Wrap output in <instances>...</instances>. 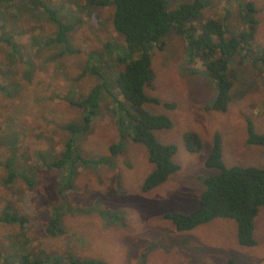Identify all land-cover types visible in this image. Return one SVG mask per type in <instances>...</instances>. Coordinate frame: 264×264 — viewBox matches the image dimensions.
I'll use <instances>...</instances> for the list:
<instances>
[{
  "label": "rangeland",
  "instance_id": "1",
  "mask_svg": "<svg viewBox=\"0 0 264 264\" xmlns=\"http://www.w3.org/2000/svg\"><path fill=\"white\" fill-rule=\"evenodd\" d=\"M46 1L62 22L74 24L68 42H48L57 26L45 14L28 11L20 0H3L0 5V17L6 15L0 19L4 36L0 38V214L10 210L27 218L24 225L0 221V264L4 258L5 264H18L23 253L38 250L45 252L46 264H75L72 257L77 264H92L85 262L88 259L107 264H225L229 259L236 264H264V206L254 222L256 244L250 247L238 243L231 218L216 217L177 230L164 217L172 210L189 213L198 206L204 189L200 177L213 173L204 162L216 132L225 165L264 167V146L246 143L247 121L256 132H264V75L252 63L255 53L264 52V0H254L257 30L248 59L237 57L231 66L234 83L224 112L206 108L216 89L201 72L200 59L192 64L198 72L189 71L183 37L172 33L152 49L155 82L146 91L161 103H147L144 108L170 118L171 127L154 130V135L159 142L176 146L173 160L180 169L147 191L143 183L154 166L142 143L125 140L124 151L107 159L119 130L116 110L105 95L90 129L74 138L73 147L86 159L74 158L75 163L57 169L42 165L61 157L70 137L63 124L83 118L85 112L66 100L80 98L98 82L95 75L83 73L88 55H95L91 66L113 79L119 67L114 61L110 65L114 53L107 52L104 43L114 41L117 49L125 43L114 29L111 5ZM189 1L170 0L171 6ZM245 1L206 0V8L192 21L195 32L209 18L239 32L245 27L241 18ZM10 37L14 43L4 41ZM68 45L76 53H68ZM62 49L65 52L58 57ZM106 60L109 66L103 69ZM129 128L125 119L122 129ZM191 131L201 138L198 152L188 151L184 144V134ZM9 154L17 158V176L5 184L7 173L1 163ZM73 165L75 171L66 181ZM54 215L62 219L64 232L51 237L45 225Z\"/></svg>",
  "mask_w": 264,
  "mask_h": 264
},
{
  "label": "trees",
  "instance_id": "2",
  "mask_svg": "<svg viewBox=\"0 0 264 264\" xmlns=\"http://www.w3.org/2000/svg\"><path fill=\"white\" fill-rule=\"evenodd\" d=\"M20 1L26 5L28 11L35 10V13L45 14L44 17L57 26L55 36L48 42H68V34L73 30L74 24L62 22L56 14L57 9L52 8L46 0H28L27 4L25 0ZM2 2L3 0H0V5ZM89 3L113 7V26L122 35L125 43L118 45V49L114 41H106L104 46L107 52L114 53L110 65L114 61L119 68L113 72L114 78L108 79L103 73L98 72L100 69L97 70L95 65H90L95 55H88L83 73L95 75L98 82L80 98L67 97L66 100L70 105L85 112L83 118L81 122L63 124L64 130L70 134V137L60 153L61 157L42 165L57 169L64 167L65 164L75 163L74 158L86 159L80 156L79 148L73 147L74 138L90 129L91 122L97 114L98 104L105 95L110 99L113 110H116L113 114L115 112L117 114L116 122L119 130V140L109 146L110 157L107 159L112 160V156L124 151L125 140L142 143L147 149L149 161L154 166L143 183V190L147 191L157 187L180 169V165L173 160L176 146L173 143H161L154 135V130L171 127L170 118L144 108L147 103H161L159 98L148 95L146 91L153 89L155 82L151 60L152 49L156 45H162L172 33L183 37L186 41L189 71L198 72L199 69L193 68L192 64L195 59H200L204 66L201 72L214 83L216 89L213 100L206 105V108L224 112L228 107L230 90L234 83L235 74L231 66L236 62L235 58L240 57L239 61H244L249 57V47L257 30L255 17L257 8L254 0H246L243 3L241 18L245 27L237 33L228 30L223 21L215 18L207 19L202 23L200 31L195 32L192 21L197 19L206 8V0H190L174 6H171L170 0H90ZM6 40L14 43L11 37L5 38L4 41ZM67 51L76 53V48L69 46ZM64 52L65 49H62L57 54L58 57ZM106 62L107 60L102 65L103 69L109 66ZM252 63L259 66L260 73L264 75V52L255 53ZM0 89H3V86H0ZM164 105L168 108L174 106L167 102H164ZM125 119L130 123V128L126 131L122 129ZM183 139L188 151L201 150L202 141L197 133L187 132ZM212 140V147L204 165L207 169L213 170V173L200 177L204 189L200 194L198 206L189 213L172 210L166 212L164 217L170 220L177 230L192 229L216 217L231 218L236 222L238 243L247 247L254 246L256 244L254 222L260 208L264 206V167L225 165L222 159L220 134L216 132ZM246 143L264 146V132H256L250 121H247ZM15 161H17L16 156L9 154L1 163L7 173L5 184L12 182L17 176L14 170ZM72 167L66 172V181L70 180L75 171L74 165ZM26 181L31 182L28 177ZM0 221L24 225L27 218L16 211L5 210L0 214ZM45 230L51 237L62 235L64 232L62 219L56 215L51 216L45 225ZM4 259L3 264L7 261L6 258ZM85 262L107 264L93 259ZM46 263L47 256L42 250L33 254L25 252L18 260V264ZM71 263L77 264L76 258L72 257ZM225 264L236 263L229 259Z\"/></svg>",
  "mask_w": 264,
  "mask_h": 264
}]
</instances>
